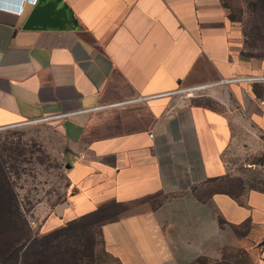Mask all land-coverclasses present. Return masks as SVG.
I'll use <instances>...</instances> for the list:
<instances>
[{
    "label": "crops",
    "instance_id": "obj_1",
    "mask_svg": "<svg viewBox=\"0 0 264 264\" xmlns=\"http://www.w3.org/2000/svg\"><path fill=\"white\" fill-rule=\"evenodd\" d=\"M20 6L0 8V127L52 123L71 188L63 216L40 222L43 233L112 202L161 195L100 224L122 264L221 261L222 222L249 224L252 264H264V189L245 188L228 160L238 144L264 143V81L249 79L264 76V51L247 52L227 0ZM35 8L60 26L25 28ZM234 179L245 190L223 187Z\"/></svg>",
    "mask_w": 264,
    "mask_h": 264
},
{
    "label": "rangeland",
    "instance_id": "obj_2",
    "mask_svg": "<svg viewBox=\"0 0 264 264\" xmlns=\"http://www.w3.org/2000/svg\"><path fill=\"white\" fill-rule=\"evenodd\" d=\"M227 3L234 25L246 37L247 52L262 55L264 0H227ZM63 148L50 122H21L0 127V264H122L106 249L108 241L101 236L100 224L116 220L125 212L155 206L164 197L158 195L148 202L109 203L101 210L76 219L82 221L61 232L57 240L56 235L46 237L40 222L44 223L50 215L57 216L56 205L66 201L71 192ZM228 160L236 175L243 178L245 188L264 189V143L238 144ZM227 186L239 189L238 192L245 190L238 179L223 185ZM144 202L146 204L142 205ZM222 224L227 231L222 260L200 261L203 264H252L256 245L251 226Z\"/></svg>",
    "mask_w": 264,
    "mask_h": 264
},
{
    "label": "water",
    "instance_id": "obj_3",
    "mask_svg": "<svg viewBox=\"0 0 264 264\" xmlns=\"http://www.w3.org/2000/svg\"><path fill=\"white\" fill-rule=\"evenodd\" d=\"M49 24L60 26L59 23H57L56 20H53V18L49 14L47 15L41 9L35 8L31 13L25 25V28H34L36 26H47ZM68 206H69L68 201H63L59 203L55 208L56 214L59 217H62L64 209Z\"/></svg>",
    "mask_w": 264,
    "mask_h": 264
},
{
    "label": "built area",
    "instance_id": "obj_4",
    "mask_svg": "<svg viewBox=\"0 0 264 264\" xmlns=\"http://www.w3.org/2000/svg\"><path fill=\"white\" fill-rule=\"evenodd\" d=\"M36 0H34L33 2H35ZM1 9L3 10H6V11H16L17 10V6L15 5H12V8H8V7H3V6H0ZM250 80H257V81H264V76H257V77H251L249 78ZM229 80H221L219 82H216V83H210V84H206V85H200V86H193V87H187V88H182V89H179L177 92H180V93H186L187 95H196V94H199V93H203L205 89H208V88H212L214 86H218L220 84H225V83H228Z\"/></svg>",
    "mask_w": 264,
    "mask_h": 264
},
{
    "label": "trees",
    "instance_id": "obj_5",
    "mask_svg": "<svg viewBox=\"0 0 264 264\" xmlns=\"http://www.w3.org/2000/svg\"><path fill=\"white\" fill-rule=\"evenodd\" d=\"M264 36V35H263ZM229 194L235 196V197H239L241 195V193H238V192H235L233 189L231 188H228L226 189ZM107 205V204H106ZM106 205L102 206L99 210L103 209ZM89 219V218H88ZM86 219V220H88ZM80 221L82 220H72V221H69L68 224L66 226H63V227H60V228H57L49 233L46 234V237H52L54 235H56L57 237L55 238L56 240L58 239L59 235L61 232H64L68 227H75L76 225H78L80 223Z\"/></svg>",
    "mask_w": 264,
    "mask_h": 264
},
{
    "label": "clouds",
    "instance_id": "obj_6",
    "mask_svg": "<svg viewBox=\"0 0 264 264\" xmlns=\"http://www.w3.org/2000/svg\"><path fill=\"white\" fill-rule=\"evenodd\" d=\"M34 0H17V2H18V4H19V6H17L18 8H17V10L16 11H14V12H21V10H22V6H20V5H23L25 2L26 3H32ZM37 1V0H36ZM35 1V2H36ZM35 2H33V3H35ZM12 5L13 4H11V3H5V2H3L2 1V3H0V6H3V7H8V8H12Z\"/></svg>",
    "mask_w": 264,
    "mask_h": 264
}]
</instances>
